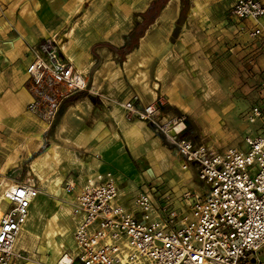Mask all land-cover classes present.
Segmentation results:
<instances>
[{"label":"crops","instance_id":"1","mask_svg":"<svg viewBox=\"0 0 264 264\" xmlns=\"http://www.w3.org/2000/svg\"><path fill=\"white\" fill-rule=\"evenodd\" d=\"M152 1L147 0L143 8L136 12L140 18L134 26L142 22V14L146 12ZM168 1L131 50L132 52L138 48L143 40V46L133 54L127 69H131L138 55H154L160 50L175 52L174 47L164 46L161 49L156 45L154 39L158 34L156 26L166 24L168 36L175 28V22L182 18L180 28L183 40L192 36L191 30L201 29V26L207 27V21L213 24V27L222 28L226 25L229 30L249 38L248 32L252 22L235 19L230 14L236 0H178L172 5L171 12H166L164 7ZM260 1L264 3V0ZM123 2L138 7L144 1L119 0L120 4H124ZM78 6H80L79 0H0V189L3 188L2 183L6 187L9 181L13 185L35 182L39 193L34 199L39 205L42 204L39 215L33 212L32 205L35 200L29 207L28 218L33 215L32 219L36 218V222L34 226L29 224L30 226L28 225L24 230L29 229L32 238L25 245H20L18 242L21 240V233L17 241L19 248L24 250L29 248L31 252V260L24 264H56L64 251L73 248L72 233L76 216L73 215L72 210L75 199L72 200L70 207L63 205L56 207L53 217L47 223L50 228L46 227L44 222L47 203L51 200L49 198L59 195L64 197L61 187L63 181L72 179L76 198L84 185L101 182L105 174L111 173L118 190L116 202L136 217L140 216V211L134 206L133 199L139 190L149 188L155 198H161L162 203L166 202L165 196H167L171 206L178 209L183 207L181 200L183 192L191 190L202 194L205 190L191 167L182 168L184 160L176 155L174 148L163 138L155 136L153 124L139 119L129 121L125 117L126 111L122 108V104L130 97L136 96L137 108L154 105L161 123H173L175 131L188 137L181 118L165 113L167 107L183 109V106L180 99L181 85L178 82L168 85L167 76L161 71L162 64L155 67L156 71L152 79L149 76L146 81L142 80L136 84L130 81L126 84L121 81L119 77L123 72L113 78L105 70L109 69L110 73L115 74L122 67L124 71L123 62L130 52L120 59L121 65H116L113 57L119 55L109 46L120 48L134 26L122 33L118 45L106 40L97 41L95 38L91 40L90 37H85L80 47L85 51L89 45L92 51L90 54L95 55L93 58L84 60L76 54L71 55L69 61L86 76L88 87H90L89 72L92 74L91 82L94 90L99 91L104 85L116 87L114 96L110 94L112 97L99 95L98 100L102 106L96 109L93 107L94 98L88 92H78L63 99L59 110L52 118H48L44 109L34 110L28 107L36 99L26 73L27 66L34 59L30 49L49 36L59 41L66 40V37L74 31L71 19L76 16ZM188 27L191 28L187 29ZM68 53L72 52L68 50ZM97 59L99 61L105 59L102 66L96 63ZM163 82L167 89L175 91L177 99L174 96H169L171 98L169 100L165 97ZM144 85L149 89L144 90ZM85 95L88 99L79 100ZM162 100L166 108L160 107L163 105ZM179 123H183L182 126L175 129ZM161 142L175 162L173 163L175 166L167 165L168 170L158 168L156 172L152 171L151 177L147 176L140 166L148 157L143 151L147 146L149 148L150 144ZM18 147L16 158L21 150L27 153L31 149L32 151L21 155L17 162L14 161L16 163L2 170ZM39 155L41 158L35 161ZM162 156L165 157L164 154ZM153 174L156 178L154 181L151 180L154 178ZM38 179L41 181V187L38 185ZM154 203L158 205L155 199ZM0 208L1 211L5 208V204L1 201ZM62 213L65 214V221L60 218ZM59 232L67 238L68 247L65 249L60 247L62 240L57 236Z\"/></svg>","mask_w":264,"mask_h":264},{"label":"built area","instance_id":"2","mask_svg":"<svg viewBox=\"0 0 264 264\" xmlns=\"http://www.w3.org/2000/svg\"><path fill=\"white\" fill-rule=\"evenodd\" d=\"M230 14L252 22L249 37L264 40V3L236 0ZM30 50L34 59L26 73L36 97L30 109H44L52 118L63 99L90 91L86 76L60 59L54 45L41 41ZM136 101L132 96L122 104L126 119L156 126L184 160L182 168L191 167L205 190L183 192L180 209L173 208L167 196L162 203L149 188L139 190L133 199L140 211L136 217L116 202L117 185L107 173L101 182L78 192L72 210L73 248L56 264H264V105L252 104L245 113V121H258V128L255 133L247 130L241 150L195 143L175 131L173 123H161L154 105L137 108ZM38 193L35 182L0 189L5 204L0 264L27 259L17 241Z\"/></svg>","mask_w":264,"mask_h":264},{"label":"rangeland","instance_id":"3","mask_svg":"<svg viewBox=\"0 0 264 264\" xmlns=\"http://www.w3.org/2000/svg\"><path fill=\"white\" fill-rule=\"evenodd\" d=\"M94 1L79 0L80 6H78V9L76 8V16L71 19L74 31L69 37H66V40L59 41L52 36L43 39V41L55 46L60 59L71 60V55L75 54L83 57L84 60L93 58L95 55L90 54L92 51L89 45L85 51L80 47V43L85 37H90L91 40L95 38L97 41L106 40L118 45L122 33L131 29L140 18L136 12L143 8L147 0H143V4L138 7L124 2V4H120L119 0ZM229 11L230 8L228 13ZM182 20L175 22V28L168 36V26L166 24L156 26L158 32L154 38L156 45L161 49L164 46L174 47L175 52H163L158 49L160 51L154 55H138L134 59V65L131 69H124L123 71L121 67L115 74L109 73V69L105 70L113 78L123 72L119 77L121 81L126 84L128 81L136 84L142 80L146 81L149 76L152 79L156 71L155 67L162 64L161 71L167 76L168 85L174 82L180 83V99L183 106V109L167 107L165 113L181 118L188 138L194 142L207 143L216 149L232 146L243 150L245 148L243 139L247 130L250 129L252 133H255L258 128V121H245V113L252 104L264 105V40L239 35V32L229 30L226 25L222 28L213 27L214 25L208 21L206 22L207 27L200 25L201 29L191 30L192 36L183 40L182 29L180 28ZM68 50L72 53H68ZM113 59L116 65L122 64L119 56L116 55ZM100 61L97 59L96 63L102 66L105 59ZM88 76L90 78L89 90H91L88 94L94 98L93 107L97 109L102 106L98 100L99 95L104 94L112 97L111 95L114 96L116 87L114 85L112 87L104 85L99 91L94 90L91 82L92 74L89 72ZM162 85V88H165L163 91L166 92L164 95L168 100L171 99L169 96H174L177 99V94L173 89H167L165 82ZM143 87L144 90L149 89L146 85ZM80 99L86 100L88 98L85 95ZM162 102L163 105H160V107L166 108L163 100ZM154 131L156 137L164 139L156 126ZM18 149L19 147L2 170L16 163L21 155L29 154L32 151L31 149L27 153L21 150L16 158L15 154ZM143 152L147 153L148 157L140 166L147 176L151 177L152 171L156 172L158 168L168 170L167 165L170 167L175 166L173 164L175 162L165 151L162 142L150 144L149 148L147 146ZM163 154L165 157L162 156ZM153 175L155 178V174ZM34 178L37 179V177ZM154 178L151 180H156ZM38 185L41 187L39 179ZM73 186L72 179L63 181L61 187L64 191L62 192L64 197L62 198L59 195L60 197L53 196L49 198L51 200L47 203V214L44 220L46 227L50 228L47 223L53 217L52 215L58 205L71 206L72 200L75 199ZM1 208L0 214L3 212ZM60 218L65 221V214L62 213ZM47 232L49 233L48 230ZM57 236L62 240L61 249L67 248V238L63 233L59 232ZM25 252L27 259L22 264L31 260L29 248H25Z\"/></svg>","mask_w":264,"mask_h":264},{"label":"trees","instance_id":"4","mask_svg":"<svg viewBox=\"0 0 264 264\" xmlns=\"http://www.w3.org/2000/svg\"><path fill=\"white\" fill-rule=\"evenodd\" d=\"M166 1L167 0H153L146 12L142 14V22L137 23L130 33L125 37L124 44L120 48L109 46L110 49L119 55L120 59H123L126 54L131 52V50L137 44L139 37L143 35L147 26L153 21ZM181 135L185 136V134Z\"/></svg>","mask_w":264,"mask_h":264},{"label":"bare ground","instance_id":"5","mask_svg":"<svg viewBox=\"0 0 264 264\" xmlns=\"http://www.w3.org/2000/svg\"><path fill=\"white\" fill-rule=\"evenodd\" d=\"M178 2V0H169L168 1V4L164 7V9H165V11L167 12H171V7H172V5L173 4H175V3H177ZM143 38H141V40H142ZM141 46H143V40L141 41V43H140V45H139V47L138 48H136L135 50H133L132 52H130L128 55H127V59H126V61H124L123 62V64H124V68L125 69H127V65H129L128 63H130L131 61H132V56H133V54L135 53V52H137L138 50H139V48H141ZM109 67V66H108ZM116 70V69H115ZM109 72V71H108ZM110 73V72H109ZM116 73V72H115ZM182 126V123H179V124H177L176 125V128L175 129H178V128H180ZM41 155H39L36 159H35V161L36 160H39V158H41L40 157ZM33 169V168H32ZM34 171L36 170L35 168L33 169ZM33 171V172H34ZM4 181V180H3ZM10 183V181L7 183V185H6V187L7 188H13L14 187V185H13V183L11 184H9ZM1 186L3 187L2 189H4V185H3V183L1 184ZM35 200V201H34ZM33 201H34V203H33V205H32V208H33V212H37V214L39 215L40 214V211L42 210V208L40 209V207H41V205L42 204H38L36 201V199H34ZM42 201V200H41ZM40 209V210H39ZM33 212H32V214H33ZM33 216V215H32ZM32 216H30L29 218H28V220H26L27 222L26 223H24L23 224V230H22V234H21V240L18 242L20 245H25L26 244V242H28L31 238H32V232L31 231H29V229H28V231L27 230H24L25 228H28L27 226L29 225V224H31V225H35V222H36V218H35V220H33L32 219ZM33 225V226H34ZM30 226V225H29ZM39 226V225H38ZM36 227V226H35Z\"/></svg>","mask_w":264,"mask_h":264}]
</instances>
